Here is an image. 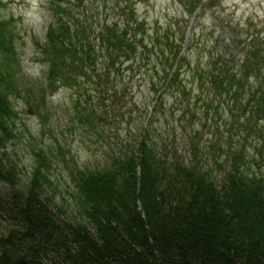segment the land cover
Segmentation results:
<instances>
[{
    "label": "trees",
    "instance_id": "16d2710c",
    "mask_svg": "<svg viewBox=\"0 0 264 264\" xmlns=\"http://www.w3.org/2000/svg\"><path fill=\"white\" fill-rule=\"evenodd\" d=\"M98 1L101 14L90 9L89 0H44L53 19L39 49L48 90L73 87L70 82L86 71L101 82L98 91L105 95V79L115 76L119 65L131 61L126 66L132 70L131 56L144 43L130 40L139 27L130 33L138 20L130 5L140 0L124 1L121 14L131 19L120 29L106 16L109 0ZM5 35L2 23L0 48L7 46ZM251 43L256 48L223 52L208 70L196 73L211 95L243 111L241 122L250 133L248 147L235 142L229 147L230 161L214 151L212 163L223 170L222 180L216 182L212 168L200 162L166 163L142 137L136 150L113 158L110 168L70 174L85 224L60 221L51 195H43L44 185L51 184L47 157L37 156L30 185L18 189V170L2 153L17 132L12 77L0 72V184L7 190L0 197V264H264V175L254 172L264 169V36ZM180 46L166 48L164 90L174 86ZM121 57L125 61L119 63ZM77 101L83 123L84 100Z\"/></svg>",
    "mask_w": 264,
    "mask_h": 264
},
{
    "label": "rangeland",
    "instance_id": "374dc122",
    "mask_svg": "<svg viewBox=\"0 0 264 264\" xmlns=\"http://www.w3.org/2000/svg\"><path fill=\"white\" fill-rule=\"evenodd\" d=\"M89 1L90 9L98 8L101 14V1ZM124 1L107 3L106 16L109 22H118L119 29L131 19L121 14ZM130 6L138 17L135 25H128L130 33L139 26L130 40L137 43L143 38L144 44L136 46L138 54L131 56L135 61L132 70L126 66L129 61L116 68L115 76L105 79V96L98 91L101 82L86 71L84 78L70 82L73 87L65 84L53 92L48 90L47 65L39 50L53 20L47 5L44 0H0V24L5 25L8 41L0 48V72L5 78L12 77L10 100L17 113L16 136L2 150L3 160L17 168L18 189L25 191L37 156L47 157L44 169L51 184L44 185L42 193L51 195L53 212L60 221L86 223L72 171L110 168L113 158L136 150L142 137L166 163L175 158L182 164L194 161L200 167H211L216 182L222 180L223 170L213 166L214 151L220 153V160L226 157L230 161L226 152L232 143L238 147L251 144L250 133L241 122L243 111H235V103L211 95L196 78L223 52L256 48L251 39L264 36V0H140ZM133 41L131 47L135 48ZM178 44L181 60L172 78L174 86L164 90L166 48ZM260 57L264 60L263 52ZM122 61L123 57L118 62ZM177 87L185 90L176 93ZM77 100H84L82 116L87 117L83 123L78 120ZM251 172L264 175L263 168ZM6 191L0 184V197Z\"/></svg>",
    "mask_w": 264,
    "mask_h": 264
}]
</instances>
